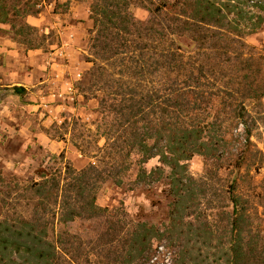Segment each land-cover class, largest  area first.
Instances as JSON below:
<instances>
[{
	"label": "rangeland",
	"instance_id": "1",
	"mask_svg": "<svg viewBox=\"0 0 264 264\" xmlns=\"http://www.w3.org/2000/svg\"><path fill=\"white\" fill-rule=\"evenodd\" d=\"M6 1L12 21L0 23V220L18 224L36 213L44 216L39 222L49 223L47 239L62 237L61 264H174L180 243L196 256L201 243L193 232L166 229L170 168L159 156L141 163L137 153L110 147L115 114L108 93L121 82L162 91L174 80L199 76L201 83L223 90V110L215 97L194 115L197 123L200 116L208 124L216 120L215 134L220 125L223 158L217 170L216 159L196 154L187 161L188 172L202 177L216 169L224 187L235 186L264 239V23L246 35L206 27L180 32L174 16L182 6L174 0L166 7L163 0H129L128 12L139 23L132 38L150 46L144 62L156 66L138 79L127 67L130 61H94L93 0ZM163 49L182 54L183 68ZM14 86L25 90L17 94ZM89 164L105 177L96 193V204L105 208L98 217L63 224L36 211L34 193L14 189L16 183L39 181L42 172L58 175L67 166L80 170ZM115 165L128 168L114 175ZM141 167L145 178L138 176ZM206 211L210 217L216 213Z\"/></svg>",
	"mask_w": 264,
	"mask_h": 264
},
{
	"label": "trees",
	"instance_id": "2",
	"mask_svg": "<svg viewBox=\"0 0 264 264\" xmlns=\"http://www.w3.org/2000/svg\"><path fill=\"white\" fill-rule=\"evenodd\" d=\"M163 2L164 7L173 2L182 6L181 12L174 16L180 32L206 27L246 35L256 32L264 23V0ZM129 4V0L92 1L90 12L94 34L91 47L97 57L94 61L132 62L133 65L127 67L139 79L156 66L144 62L150 46L132 38L139 23L128 12ZM160 8L161 5L155 7L153 12H159ZM254 9L255 12L252 11ZM11 21L7 1L0 0V23ZM11 27L15 29L16 25L11 23ZM21 29L22 26L18 27L16 33ZM163 51L170 61H180L176 65L179 70L183 68L182 54L171 49ZM98 67L97 75H100L102 65ZM141 86L140 82L136 86L121 82L108 93L112 99L108 106L115 117L108 133L112 140L107 145L117 152L126 149V155L137 153L141 163L159 156L161 163L170 168L167 177L171 203L166 229L178 230L186 235L193 232L197 242L201 243L194 257L190 255V249L180 243V253L176 255L174 264H190L191 261L194 264H264V239L254 225L245 202L235 193V186L224 187L216 169H209L205 176L194 177L187 168V161L199 154L207 159H216L218 170L223 158L224 140L220 125L217 126L219 134H215L216 120L208 124L202 122L205 116H200L197 123L194 115L199 110L204 113L215 97L220 98L223 110V90L201 83L199 76L188 77L182 82L174 80L162 91L153 88L141 91ZM12 90L22 94L25 89L14 86ZM249 90L252 91L251 88ZM229 95L232 96V93ZM233 110L235 112L236 108ZM249 136L248 132L247 140ZM127 168V165H115L113 174ZM158 170L162 171L160 167H157ZM138 176H148L143 167ZM40 177L39 181L23 187H19L18 183L14 185L16 190L24 189L38 197L36 211L40 209L46 214L51 213L63 224L78 218L98 217L105 211L96 204L98 185L105 177L94 164L80 170L67 166L64 173L58 175L42 172ZM117 182L120 183V180L117 179ZM212 208L216 209V213L210 217L206 210ZM191 216L192 220L185 221ZM5 218L0 220V264H61L63 250L59 245L62 244V237L57 236L56 242L47 239L49 223L39 222L44 220V216L36 213L31 220L22 218L18 224H8ZM136 237L139 238L138 232H135V243L140 241ZM189 242L190 238H186L185 243Z\"/></svg>",
	"mask_w": 264,
	"mask_h": 264
}]
</instances>
